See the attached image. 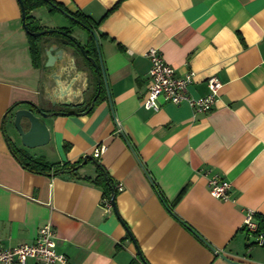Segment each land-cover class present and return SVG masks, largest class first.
Returning <instances> with one entry per match:
<instances>
[{"label":"crops","instance_id":"1","mask_svg":"<svg viewBox=\"0 0 264 264\" xmlns=\"http://www.w3.org/2000/svg\"><path fill=\"white\" fill-rule=\"evenodd\" d=\"M53 1L95 26L108 91L103 85L89 113L48 117L49 143L23 148L7 111L21 102L59 109L43 95L44 70L32 64L17 0H0V247L33 243L50 223L56 250L70 264H141L138 252L148 264H263V248L247 251L254 240L243 221L247 211L264 216V0ZM30 16L43 30L68 29L86 42L61 11L42 6ZM38 42L72 55L63 37ZM149 48L177 77L194 73L187 89L193 98L208 94V78L221 83L209 112L186 103L164 102L158 112L142 107ZM2 129L32 158L79 165L57 175L26 170ZM99 144L105 150L94 158ZM97 165L122 184L116 211L100 207ZM212 176L231 184L227 201L209 194Z\"/></svg>","mask_w":264,"mask_h":264},{"label":"built area","instance_id":"2","mask_svg":"<svg viewBox=\"0 0 264 264\" xmlns=\"http://www.w3.org/2000/svg\"><path fill=\"white\" fill-rule=\"evenodd\" d=\"M145 56L150 63L148 71L150 84L142 101V107L145 110L158 112L164 102L173 105L186 103L195 113H206L212 109L222 87L216 78L211 77L206 80L207 95L193 98L187 94L188 86L193 83L195 76L193 72L177 77L174 68L165 62L156 48H149ZM104 150L105 146L99 144L93 151V157L98 158ZM207 184L211 197L221 201L229 199L228 191L231 188L229 182L218 176H212L208 178ZM121 190L122 184L116 183L113 185V192L110 196L101 198L100 207L104 212L111 211L113 208L111 196L114 195V192ZM257 228L258 224L254 213L247 211L244 216L243 230L254 240L247 245V251L252 246L264 249V233L258 232ZM55 239L56 234L53 226L46 223L38 228L33 243L20 244L12 248L0 247V264H27L29 260L33 264H70L65 255L57 252ZM214 254L219 256L221 251L215 249Z\"/></svg>","mask_w":264,"mask_h":264},{"label":"water","instance_id":"3","mask_svg":"<svg viewBox=\"0 0 264 264\" xmlns=\"http://www.w3.org/2000/svg\"><path fill=\"white\" fill-rule=\"evenodd\" d=\"M21 18L24 26L23 12L21 14ZM82 29L86 34L85 44L87 45V40L89 41L87 35L88 32L91 35L98 51L99 47L96 34L87 27L82 26ZM55 31L56 30H44L41 32L32 33L31 35L39 37ZM60 33L67 36L68 39L72 41L74 47H67L71 50L72 55L67 53L65 48L58 49L57 46L43 49V53H45L46 56V61L43 64L44 82L42 83L44 97L51 104L53 110L54 108L59 110L45 112L44 109L34 103L21 102L13 105L7 111V113L12 116V127L15 132V136L19 140L21 146L25 149H34L45 146L49 143L51 134L45 121L48 117L56 115H71L70 113L65 112L64 109L79 107L85 103L87 96H93L91 98L89 109L87 110L89 111L101 93V80L104 83L103 85L106 91H108L101 62V69L99 70L94 60L87 57L84 50L85 44L82 45L79 41L70 35H66L64 32ZM75 50H78L82 58L86 61L88 60L91 64L95 76L93 80H91V73L88 70L83 71L79 69L80 64L75 57ZM82 76L84 77L83 84L78 86ZM48 82L51 84H47ZM75 99H79V101L75 103ZM24 104L27 105L28 108L19 107ZM87 111L81 113L80 115L86 114ZM2 134L5 138L8 148L11 149V144L13 146L14 144L10 139L7 138L3 129ZM111 201L112 207L114 211H116L114 195L111 196Z\"/></svg>","mask_w":264,"mask_h":264},{"label":"trees","instance_id":"4","mask_svg":"<svg viewBox=\"0 0 264 264\" xmlns=\"http://www.w3.org/2000/svg\"><path fill=\"white\" fill-rule=\"evenodd\" d=\"M17 2L19 4L21 14H22V12L24 14V26L23 27H24V30L27 34V38H28V42H29V52L31 55V61H32L33 66L36 68H42L43 69V62H42L43 57L42 56H43L44 46L39 45V42H38L40 39H42L43 36L35 37L31 34L41 32L44 30L41 29L40 26L38 25V23L36 21H34L33 18L30 16V12L32 10H34L38 7L47 6L49 8L50 12H54V11L58 10V11L65 13L80 27H82V26L87 27V28L91 29L93 32L96 30L95 26L93 24H91L89 21H86L80 15L69 14L65 10V8H63L62 5L58 4L57 2H55L53 0H17ZM60 32H64L66 35H70V32L68 31V29H62V28L56 29V31L52 32V33L61 35V37L65 38V40L67 41V44H69V45L71 44V46L74 47L72 41L69 40L67 36L62 35ZM46 35H48V34H46ZM87 35L89 38L90 54H91V56L95 55L96 60H98V53L96 50L95 43H94L91 35L88 32H87ZM85 53H86V55H89V53H87V51ZM91 73H93V78H94L95 76H94L93 68H92ZM101 85H102V87H101V92H102L104 89L103 84H102V80H101ZM90 102H91V100H90ZM86 104H87V100L85 101V103L83 105L76 107L75 110H70L69 108H66L64 110H65V112H66V110H69V111H67V113H70L71 115H76V114L79 115L83 112H86L89 109L90 104L87 106V108L85 110L78 111V109L80 107H83ZM91 109L89 111H87V113H89L91 111ZM10 152L17 159V161L21 164V166L24 169L29 170V171L34 172V173H38V174H51V173H53L54 175H57L59 173L74 172L79 165V163L72 164V165L69 163H64L62 165L48 164L41 158H32V157L26 155L24 152H21L20 150L16 149L12 144H11ZM93 181L96 184H100L102 186V188L104 190L103 191L104 196H110V194L113 192V185L114 184H113L112 180L107 176L104 169L100 165H97V176ZM114 195H115V192H114ZM254 218L258 224L257 231L264 233V216L259 215V214H254ZM137 257H138L139 261L141 262V264H148L144 260L143 256L140 254V252L137 253ZM132 264H134V263H132Z\"/></svg>","mask_w":264,"mask_h":264},{"label":"flooded vegetation","instance_id":"5","mask_svg":"<svg viewBox=\"0 0 264 264\" xmlns=\"http://www.w3.org/2000/svg\"><path fill=\"white\" fill-rule=\"evenodd\" d=\"M84 50H85V52L87 51V53H89V55H87V57H89V58H91V59H93L94 60V62H95V64H96V66H97V68L99 69V64H98V60H96V56L95 55H92L91 56V54H90V47H89V41L87 40V45L85 44L84 45ZM75 57H76V59H77V61H78V63L80 62V61H85L86 63H87V70L91 73V71H92V66H91V64L89 63V61L87 60H84L83 58H82V56L80 55V53H79V51L78 50H75ZM91 81V80H90ZM89 97L87 96L86 97V99L85 100H87ZM88 101V100H87ZM70 110H75L76 108H69ZM78 109V108H77Z\"/></svg>","mask_w":264,"mask_h":264},{"label":"rangeland","instance_id":"6","mask_svg":"<svg viewBox=\"0 0 264 264\" xmlns=\"http://www.w3.org/2000/svg\"><path fill=\"white\" fill-rule=\"evenodd\" d=\"M49 30V29H48ZM83 33H84V31H83ZM45 36V35H44ZM42 37V38H45V39H50V38H59V37H61V35H58V34H54V33H51V34H48V35H46L45 37ZM77 36H78V38L80 39V37H81V35H79V33L77 34ZM72 37V36H71ZM70 47H72L71 46V44H70ZM14 135H15V133H14Z\"/></svg>","mask_w":264,"mask_h":264}]
</instances>
